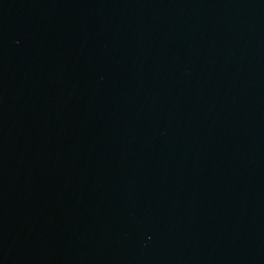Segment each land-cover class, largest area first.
Instances as JSON below:
<instances>
[{
  "label": "water",
  "instance_id": "obj_1",
  "mask_svg": "<svg viewBox=\"0 0 264 264\" xmlns=\"http://www.w3.org/2000/svg\"><path fill=\"white\" fill-rule=\"evenodd\" d=\"M0 20L174 264H264V0H0Z\"/></svg>",
  "mask_w": 264,
  "mask_h": 264
}]
</instances>
